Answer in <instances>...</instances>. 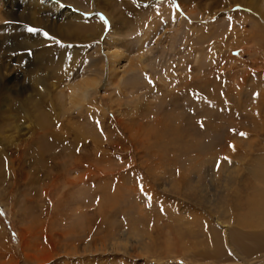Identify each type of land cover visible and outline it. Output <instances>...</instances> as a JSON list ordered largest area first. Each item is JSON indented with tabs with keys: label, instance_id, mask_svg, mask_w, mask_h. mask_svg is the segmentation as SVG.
Returning <instances> with one entry per match:
<instances>
[{
	"label": "rangeland",
	"instance_id": "obj_1",
	"mask_svg": "<svg viewBox=\"0 0 264 264\" xmlns=\"http://www.w3.org/2000/svg\"><path fill=\"white\" fill-rule=\"evenodd\" d=\"M12 1L26 18L2 22L24 38L0 72L16 77L0 87V264H233L186 259L178 237L186 210L232 207L225 174L242 200L243 183L264 191V0ZM89 70L97 86L67 108ZM250 198L244 220L264 204ZM131 232L154 238L111 248Z\"/></svg>",
	"mask_w": 264,
	"mask_h": 264
},
{
	"label": "bare ground",
	"instance_id": "obj_2",
	"mask_svg": "<svg viewBox=\"0 0 264 264\" xmlns=\"http://www.w3.org/2000/svg\"><path fill=\"white\" fill-rule=\"evenodd\" d=\"M7 1L8 0H0V52H1V54H0V59H1V61H0V72H2V70L6 66L4 61H5V58L9 55V52L10 51H12V53L18 52L21 49L20 39L24 38L23 37L24 34L19 29L13 28L10 31H6L2 22H4V20H11L10 22H14V23L18 24L21 22L22 19L26 18V17H23L22 19H19V18H17V15L15 13L10 12L8 9H11V7H13V9L16 12L17 7H20V6H19V4H17V2L12 1L11 3H8ZM21 1L23 2V0H21ZM26 1H28V0H26ZM32 1L34 3L40 4L39 6L42 7V10L44 8H46L44 10L53 9L55 11H61L63 9L60 6V4H58L57 0H56V2H53V0L52 1L51 0H32ZM34 3H33V5H34ZM34 6H36V5H34ZM21 7H23V6H21ZM37 9H40V8H37ZM62 12L69 13L67 10L66 11L63 10ZM12 26H14V25H12ZM12 26H10V27H12ZM92 26L94 27L93 23H92ZM112 42H113V40H112ZM111 48H112V52L107 51L106 57L108 60H110V62L108 64L110 66L107 69V73L109 76L112 77V76H114L112 71L115 70L112 67V63L115 62L116 58H121V57H123V55L119 51V50H122L121 47L118 49L117 46L112 45ZM140 50L141 49H139V51ZM24 52L26 54V51H24ZM142 57H143V55L142 56L140 55L139 57H137V61L141 62ZM132 68H133V65L129 64L128 67L125 69V71H129V70L131 71ZM8 70L9 69H7V71H6L7 73H5V74L3 73V74L6 76L9 75L8 77L13 76L14 79L16 80V77L12 74L10 75L11 71L8 72ZM4 75H1V77H0V87L4 88L5 90H7V87L13 88L14 89L13 91H15V81L11 82L12 83V84L10 83L11 85L9 84L8 86L3 87L4 80L6 79L5 78L6 76H4ZM92 75H94V76H92ZM33 77L34 78L32 80H34L37 84L38 74L34 75ZM97 84H98V79L95 76V71L89 70L87 72V77H79V79L77 81L69 83L66 86V88H65L66 91L64 92V104L67 106V108L69 107V109H74V108L80 106L83 103V101L85 100L87 93L89 91V88H95L97 86ZM2 88H1V90H2ZM45 123H47L46 126H48L50 124L47 120V117L46 118L44 117L43 120L40 121V125L43 126V124H45ZM165 129H168V128L162 126V129L160 131H158L161 134V136L163 135ZM161 132H163V133H161ZM45 146H47L46 148H49L51 145L50 144L44 145L43 147H45ZM247 148L248 149L251 148V144L248 143ZM225 168H227V167L225 166L224 169ZM230 168H233V167H230ZM231 171H235V169L233 168ZM227 172H230V171H227ZM232 175H234V174H231V177H232ZM247 177L249 179L256 178L254 176V168L247 171ZM224 178H225V181L223 183L224 186L227 187L228 189L231 188V190L228 191L229 192L228 195L233 196L232 207L226 206L224 204V206H222V208H218V207L212 208V206L211 207L206 206V207H197L199 209L197 211H187L186 210L185 217H186V225L188 226V228H187V231L185 233L180 234V236L178 237V243H179V248H180L178 253L181 252L183 255L188 256L186 259H190L192 261H195L196 256H200L202 258L201 260L206 259L205 261H211L212 263H216V260H220V258L218 256H221V255L225 256L226 254H229V256L231 257L230 260L233 262V264H250V263H254V261L259 262L258 264H264V238L261 236V234L260 233H254L250 236V239H251V245L250 246L246 245L242 241L244 238V235L242 234V230H256V228L258 229L260 227H264V204L262 202L252 203L251 207L253 210V213H252L253 217L250 218L249 220H244L241 217V215L248 209V207L250 205L248 202L251 199L250 195H254L255 198L258 196L259 200H263L264 199V191H262V189L259 186H257L256 184H254L250 188H248L247 184L243 183V186L245 188V192L247 193L248 190L250 189L253 193L248 192L249 195L247 197V200H242V189H241V187L239 186L235 189H232V187H231L232 181L229 178V176L227 174H225ZM194 196L196 198L198 196L203 197V196L199 195V193H195ZM80 197H81V194H80ZM208 197H207V199H208ZM99 202H101V199H99ZM83 203L84 202L81 201L80 205H84ZM178 223H180V222H178ZM175 224H177V222ZM166 226H167V224H166ZM166 226H164V227L166 228ZM131 233H134V232H131ZM146 234H145L146 235L145 237H147L149 239L154 238L153 236L148 235V233H146ZM150 234H151V232H150ZM157 234H159V233H157ZM132 236H133V238L131 237L132 238L131 240L129 238H127V236H126V238H121V240H116L113 243V245L110 243L111 248H119V249L124 248L125 250L130 251V250L136 248L137 243L140 244L143 241V239H145L144 236L142 237V233H138V234L134 233V235H132ZM138 238H140L139 239L140 242L138 241ZM197 240H199V242ZM204 244L209 245L208 250H204V247L200 248L201 245H204ZM141 245H142V247L144 246V244H141ZM189 246L191 249H189ZM103 248H104V246H103ZM177 248H178V246H177ZM106 249H104V250H106ZM175 250H176V248H175ZM111 251L113 252L115 250L112 249ZM198 260H200V259H198ZM197 262H199V261H197ZM216 264H221V262L216 263ZM222 264H224V263H222Z\"/></svg>",
	"mask_w": 264,
	"mask_h": 264
},
{
	"label": "snow or ice",
	"instance_id": "obj_3",
	"mask_svg": "<svg viewBox=\"0 0 264 264\" xmlns=\"http://www.w3.org/2000/svg\"><path fill=\"white\" fill-rule=\"evenodd\" d=\"M29 31H35V29H29ZM241 135H245L244 133H241Z\"/></svg>",
	"mask_w": 264,
	"mask_h": 264
}]
</instances>
